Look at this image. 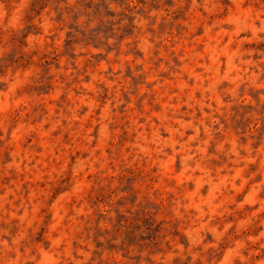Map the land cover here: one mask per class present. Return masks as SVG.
<instances>
[{"label": "rangeland", "instance_id": "rangeland-1", "mask_svg": "<svg viewBox=\"0 0 264 264\" xmlns=\"http://www.w3.org/2000/svg\"><path fill=\"white\" fill-rule=\"evenodd\" d=\"M0 264H264V0H0Z\"/></svg>", "mask_w": 264, "mask_h": 264}]
</instances>
